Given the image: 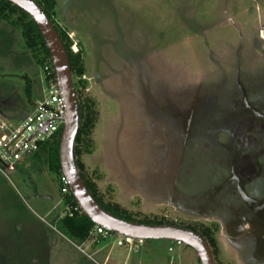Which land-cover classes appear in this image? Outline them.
<instances>
[{
  "label": "rangeland",
  "instance_id": "374dc122",
  "mask_svg": "<svg viewBox=\"0 0 264 264\" xmlns=\"http://www.w3.org/2000/svg\"><path fill=\"white\" fill-rule=\"evenodd\" d=\"M53 14L71 50H83L95 122L79 167L101 199L134 220L216 227L215 264H264L255 231L238 224L246 208L226 182L231 170L252 175L247 148L264 142V119L253 114L264 116V0H54ZM30 79L36 101L41 67L15 24L0 19V106L9 104L0 136L23 121ZM259 163L252 189L264 191V158ZM63 212L60 183L42 158L0 173V249L8 252L0 263L47 253L48 264L89 262L61 237L78 244L62 229ZM90 236L105 246L98 262L110 254L127 264H199L181 243ZM15 252L22 261L10 260Z\"/></svg>",
  "mask_w": 264,
  "mask_h": 264
},
{
  "label": "trees",
  "instance_id": "16d2710c",
  "mask_svg": "<svg viewBox=\"0 0 264 264\" xmlns=\"http://www.w3.org/2000/svg\"><path fill=\"white\" fill-rule=\"evenodd\" d=\"M39 7L43 10V12L47 15L51 23L53 24L59 38L62 41V44L67 52L69 67L73 82L74 92L77 98L78 111H79V120H78V128L76 131V135L73 142V157L74 162L77 167V170L81 176V179L95 200V202L106 212L109 214L118 217L120 219L137 223L143 225H163L164 223L157 218L148 220H134L129 214L126 212L119 211L115 206H110L105 203L100 195L97 193V189L94 183L87 179L83 172L79 167V155L81 153L82 147L89 146V140L87 137L90 135V132L94 126L95 122V112L93 111V101L89 98L85 97V87L86 80L83 78L84 76V65H83V57H82V48L79 47L77 51L71 50L72 42L69 40L67 33L64 28H61L57 20L54 19V0H33ZM0 19L4 21H11L15 26L19 29L21 36L24 40V44L26 49L30 50L32 58L34 59V64L36 66H40L41 70L45 65H49L52 74V65L50 61V56L48 50L44 44L42 36L38 31L36 25L33 21L28 17V15L20 10L18 7L12 5L6 0H0ZM31 84V85H30ZM32 79L28 80V84L24 86V94L26 100L29 103H34L31 98L32 91ZM61 132L58 131L51 138L45 140L44 142L39 144V147L36 152L28 157V159H32L37 156L42 158L43 163L47 166L50 173L56 176L57 179L61 176L60 165L58 160V146ZM62 194V193H61ZM63 196V205L64 212L63 217L60 220L62 224V229L67 235V237L77 241L80 243L81 241L88 239L93 232L94 224L91 223L81 212H76L72 216H69L68 212L71 211V207L76 206L72 196L70 193L62 194ZM171 226H178L182 228L189 229L198 235H200L210 246L213 254V258L216 261L217 256V242L214 238V232L216 231V227L214 228H202L200 230L192 227V226H184L181 224H171ZM98 239V238H97ZM98 241V240H97ZM3 252L4 255L8 254L4 250L0 249V252ZM12 254V253H11ZM15 255L10 256L14 260L15 263L21 260L16 252ZM2 254H0L1 256ZM46 254L43 260L36 258L27 259L28 264H48ZM37 257V256H36ZM25 261V260H24ZM1 264V263H0Z\"/></svg>",
  "mask_w": 264,
  "mask_h": 264
},
{
  "label": "water",
  "instance_id": "95a60500",
  "mask_svg": "<svg viewBox=\"0 0 264 264\" xmlns=\"http://www.w3.org/2000/svg\"><path fill=\"white\" fill-rule=\"evenodd\" d=\"M6 1L28 15L36 25L48 50L54 76L66 108L58 146L60 171L68 181L69 193L80 212L91 223L102 227L109 233L138 241L167 240L181 243L195 252L199 264H215L210 246L197 233L178 226L143 225L129 222L109 214L95 202L81 179L73 157V142L78 128L79 111L67 52L53 24L39 5L33 0ZM41 197L50 199L46 195Z\"/></svg>",
  "mask_w": 264,
  "mask_h": 264
},
{
  "label": "built area",
  "instance_id": "2783aa9c",
  "mask_svg": "<svg viewBox=\"0 0 264 264\" xmlns=\"http://www.w3.org/2000/svg\"><path fill=\"white\" fill-rule=\"evenodd\" d=\"M75 52V51H74ZM52 76L49 65L42 68L44 90L41 97L35 101L32 109L24 115L23 121L8 133L0 136V173L4 176L8 172L17 170L19 163L37 151L39 144L61 132L65 117V102L59 91L53 68ZM7 125L0 122V130H7ZM60 193H69L68 181L61 174L58 179ZM80 212L78 206L71 207L68 212L72 216ZM93 231L96 235H105L109 232L102 227L94 225ZM124 242L132 244V239L124 237ZM118 241V245H122Z\"/></svg>",
  "mask_w": 264,
  "mask_h": 264
},
{
  "label": "flooded vegetation",
  "instance_id": "af4514ba",
  "mask_svg": "<svg viewBox=\"0 0 264 264\" xmlns=\"http://www.w3.org/2000/svg\"><path fill=\"white\" fill-rule=\"evenodd\" d=\"M253 114L259 118L264 119V116L253 110ZM238 145V149H239ZM240 153L238 152V155ZM248 159L250 161V174L247 178L236 175L233 170H231V175L228 177L226 182H233L234 191L237 194L240 203L246 208L245 214H242L238 220V224L243 227V224H246L247 228L244 230L255 231L253 237L255 240H258L259 246L257 247V252L264 251V191L252 189L254 181L257 179L259 174L262 171L261 163L259 160L264 158V142L256 144L252 142L247 148ZM225 183V182H224ZM246 183L250 184V187H246ZM257 196H259L257 198ZM248 215V217L246 216ZM260 225L262 227H260ZM262 240V241H261ZM261 241V242H260ZM261 243V245H260ZM256 250V249H255ZM256 252V251H254ZM254 257V255L252 256Z\"/></svg>",
  "mask_w": 264,
  "mask_h": 264
},
{
  "label": "crops",
  "instance_id": "0c3cea01",
  "mask_svg": "<svg viewBox=\"0 0 264 264\" xmlns=\"http://www.w3.org/2000/svg\"><path fill=\"white\" fill-rule=\"evenodd\" d=\"M33 79V78H32ZM32 83H33V87L34 88H37L36 87V81L35 80H32ZM24 95V97H25V94H23ZM25 99H26V97H25ZM2 102L4 103V105L3 106H0V113H2L3 111H5L4 109L9 105V104H6L5 103V100H2ZM34 103H35V101H34ZM34 103H29V105H28V108H26L25 109V111H24V113L26 114L28 111H30L31 109H32V107H33V105H34ZM7 105V106H6ZM24 114V115H25ZM26 159H28V158H25V160ZM24 160V159H23ZM22 160V161H23ZM21 161V162H22ZM20 162V163H21ZM49 212V210L46 212V214ZM57 222V219H55V222L54 223H56ZM47 226L50 228V231H51V229H54L53 227H52V225H49V224H47ZM93 236H96V234L94 233V231L91 233ZM58 236V235H60L58 232H52V236ZM61 236V235H60ZM63 239H65L68 243H70V245H73L74 247H75V249H77V250H79V251H87V257L88 258H86V259H90L89 260V262H88V260H87V262L85 261V260H82L83 261V264H127V262H126V260H127V257H125V259H123V260H121V259H113L112 257H111V255L109 254V255H106L104 258H103V260H101V262H98V261H96L97 259H96V257H94L97 253H99V252H101L104 248H105V246H103V245H96L98 242H97V240H92V237L90 236L88 239H85V240H83V241H81L80 243H78V244H73L72 242H69L64 236H61ZM57 241V240H56ZM130 246V245H129ZM47 250H49V247L47 246ZM137 250V249H136ZM48 252V251H47ZM83 252V253H84ZM128 253L129 252H127V256H128ZM81 258V257H80ZM96 259V260H95ZM91 262V263H90ZM112 262V263H111Z\"/></svg>",
  "mask_w": 264,
  "mask_h": 264
}]
</instances>
